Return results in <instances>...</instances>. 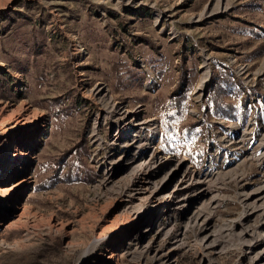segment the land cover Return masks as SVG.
Masks as SVG:
<instances>
[{"label": "rangeland", "instance_id": "obj_1", "mask_svg": "<svg viewBox=\"0 0 264 264\" xmlns=\"http://www.w3.org/2000/svg\"><path fill=\"white\" fill-rule=\"evenodd\" d=\"M214 1L0 0V183L12 176L7 137L16 143L23 134L9 119L24 106L41 124L20 193L25 210L0 225V264H253L258 243L245 254L236 237L222 250L199 248L201 231L161 207L144 231L155 248L139 258L143 243L129 239L145 228L147 201L130 212L128 193L101 184L105 146L116 134L145 138L143 159L153 152L179 162L158 185L162 193L178 190L183 168L203 170L212 161L221 180L206 199H222L211 222L236 219L241 192L264 180L255 160L261 151L250 143L264 141V0H223L226 9L197 18ZM202 54L210 67L204 95L197 87ZM99 87L145 122L139 134L128 126L118 131L120 116L94 94ZM211 87L215 108L206 99ZM95 123L102 145L91 138ZM232 132L246 141L228 144ZM243 149L250 154L229 172Z\"/></svg>", "mask_w": 264, "mask_h": 264}, {"label": "bare ground", "instance_id": "obj_2", "mask_svg": "<svg viewBox=\"0 0 264 264\" xmlns=\"http://www.w3.org/2000/svg\"><path fill=\"white\" fill-rule=\"evenodd\" d=\"M226 5L228 4H225V1L223 0H215L212 7L205 11L204 14L200 13L197 18L222 11L226 9ZM158 18L159 13L156 14V20H158ZM209 75L210 67L208 57L205 54H202L201 75L197 85L198 89L201 90L207 85ZM94 94L98 96L99 100L109 104L110 111H114L115 114L120 116L119 123L117 124L118 131L125 126H128L130 130L133 129L136 132V135L141 132L143 129L142 124L145 122L138 121L135 113L131 114L120 106L111 104V96L106 92L104 93L103 87L96 88ZM2 112L4 113L3 108L0 107V114H2ZM105 114H108V112L105 111ZM28 115V108L21 106L12 115L11 119H9V126L11 129H18L22 131L23 134L16 143H12L10 136L7 137V147L11 148L8 149L11 150L9 152L10 162L8 166L12 169V176L0 183V195L4 199L1 205L2 213L0 215V225H4L5 223L6 225H11L14 219L20 217V214H23L22 212L25 210L24 204L20 201V193L22 188L28 183L26 168L30 163L32 149L36 145L37 136L41 127L39 118L29 119ZM96 123L91 130V138L97 145H102V138L98 133V125L101 124L100 122L98 125ZM149 129L153 135L154 126L149 127ZM233 129L236 130L235 127H233ZM113 137L112 140L114 142L110 144L107 143L108 145L105 146L106 157L102 160L105 166V176L103 177L101 184L106 188H114L115 191L117 190L128 193L129 202L132 204L127 203L125 207H130V212H133L140 204L142 205L141 202L147 201L149 206H144L146 210L140 211V213L145 215V228L135 233L129 239L134 240L136 244L139 245H141L140 243H143L138 249L137 256L139 258L155 248L152 238L145 239L146 234H144V231L151 229L150 226L152 221L156 214H158V208L161 207L163 213H166V211L169 210L171 212L170 214L174 215L176 218L184 217L186 220V228L188 226L192 228L197 227L201 231L202 235L199 237L198 241L199 248L209 247L212 250H216L220 247L222 250L223 242L225 240H233L232 238L236 237L237 240L234 244L239 247L243 246L241 248H243L242 253L244 254L250 252L253 246L258 243L259 249L250 257V259L253 264H264V232L262 235L258 234V228L264 227V180L259 185L252 187L249 191L243 190L241 192V197H239L243 208L236 219L223 220L221 223H216L215 221L211 222L208 220L210 217L209 215L222 199L219 193H214L206 199V195L210 192V186L218 184L221 180V171L214 167L212 161L203 170L197 171L186 167L183 168V172L177 183L178 190H174L175 186L169 192L162 193L161 190L158 189V185L165 180L167 175L176 167V165H178L179 162H174L167 157H160L153 152L150 154L148 153L151 157L147 160L145 158L143 159V153L150 148L149 143L145 138L132 137L129 140H123L120 136H117V134ZM245 141L244 133L237 137L235 132H232L227 138V143L231 145H234V142H237L235 145H238ZM250 143L253 145L254 149L261 151L255 160L259 166H263L264 141L258 140ZM116 148L123 149L120 155L125 152L124 157L114 156L117 151ZM128 153L130 156L126 158L125 156ZM247 154L250 153H247V149H243L238 154V158L234 159L229 164L231 165L229 172L232 173L234 169H236V166L246 159ZM117 176H120L119 180L114 179ZM120 180H123V185L118 183ZM152 183L153 186L150 187V184ZM132 185L133 188H131ZM160 198H163V203H160L161 205H159ZM133 200H136L135 203ZM254 213H257L258 215L255 223L243 225V220H249V217ZM237 225H240L238 231L235 230ZM99 239L100 238H96L93 240L91 244L92 247L97 241H99ZM89 251L90 248L86 250L85 254H88ZM112 255L113 254L110 253L107 258L112 259Z\"/></svg>", "mask_w": 264, "mask_h": 264}, {"label": "trees", "instance_id": "obj_3", "mask_svg": "<svg viewBox=\"0 0 264 264\" xmlns=\"http://www.w3.org/2000/svg\"><path fill=\"white\" fill-rule=\"evenodd\" d=\"M214 89H212V87L210 88V92L207 96V100L212 102V107L215 108L216 104H215V100H214V96H213V91ZM212 99V100H211ZM221 112L223 115L226 116L227 119H232L234 117L233 113H231L229 110H225V108L221 107Z\"/></svg>", "mask_w": 264, "mask_h": 264}, {"label": "built area", "instance_id": "obj_4", "mask_svg": "<svg viewBox=\"0 0 264 264\" xmlns=\"http://www.w3.org/2000/svg\"><path fill=\"white\" fill-rule=\"evenodd\" d=\"M136 63L139 64L140 67H144V66H145V63H144L142 57H137V58H136ZM238 71H239V73H240L241 71H243V67H240V68L238 69ZM245 71H246V69H244V72H245Z\"/></svg>", "mask_w": 264, "mask_h": 264}, {"label": "water", "instance_id": "obj_5", "mask_svg": "<svg viewBox=\"0 0 264 264\" xmlns=\"http://www.w3.org/2000/svg\"><path fill=\"white\" fill-rule=\"evenodd\" d=\"M196 89H197V87H196ZM206 92V86H205V88L202 90V95H204V93Z\"/></svg>", "mask_w": 264, "mask_h": 264}]
</instances>
